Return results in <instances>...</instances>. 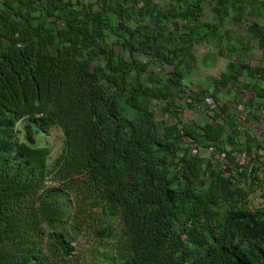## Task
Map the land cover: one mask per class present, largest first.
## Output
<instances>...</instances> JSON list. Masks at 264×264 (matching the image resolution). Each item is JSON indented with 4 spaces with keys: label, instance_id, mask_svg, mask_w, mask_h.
Here are the masks:
<instances>
[{
    "label": "trees",
    "instance_id": "obj_1",
    "mask_svg": "<svg viewBox=\"0 0 264 264\" xmlns=\"http://www.w3.org/2000/svg\"><path fill=\"white\" fill-rule=\"evenodd\" d=\"M263 16L264 0H0V264H264V139L219 102L244 88L259 118L264 66L242 55L264 50ZM206 42L241 58L192 94ZM207 96L218 110L180 118ZM52 127L49 160L35 136Z\"/></svg>",
    "mask_w": 264,
    "mask_h": 264
},
{
    "label": "rangeland",
    "instance_id": "obj_2",
    "mask_svg": "<svg viewBox=\"0 0 264 264\" xmlns=\"http://www.w3.org/2000/svg\"><path fill=\"white\" fill-rule=\"evenodd\" d=\"M204 19L207 21L211 20V9L207 3H205L204 7ZM259 23L264 24V16L263 21H260ZM237 32H240L242 35L245 34L244 30L242 29L240 31V28H235ZM251 42V48L248 49L243 55L242 58L244 61L248 62L250 65H262L264 66V50L258 48L257 42L254 39L250 40ZM227 52L223 56H219L217 52V48L213 43H201L195 45L194 48V60H195V66L193 70L190 71V73L187 75V77L184 80V83L190 87L185 88L188 92H191L194 94L196 91L201 89L203 86L209 87V90H212L214 83L213 79L216 77H219L220 73L226 70V65L228 60H239L241 57L239 53H230V56L227 55ZM206 57V58H205ZM202 58H205V64L202 63ZM152 69H155L157 72L161 71H168L170 67L168 65H161L157 64L156 66H153ZM240 82L242 83H255L259 85H264L263 80H251L247 76H241ZM220 93V103L225 102V104L229 107V110L233 112L235 115H237V120L241 122V125L245 126L246 128L251 129V132L255 135V137L261 141L264 139L263 136V130H264V100L262 102V105L260 104L259 108H256V115L259 117L255 123H252V116L250 115V109L248 106H244L243 103L247 102L248 99L251 97L252 92L249 90H246L244 88H241L240 90H237L233 85H228V87L225 89L224 87H219ZM183 98L187 99L186 94H184ZM215 102V108L214 110H218L217 108V102ZM181 106L183 108H180L179 115L180 118L183 121H189L193 120L198 123L203 122V119L205 118V111H208L210 114H212L211 108L207 107L204 103V98H202L201 102L193 107V109H189L187 106L183 105V100H180ZM242 104L243 108H238L239 105ZM258 104V103H256ZM155 110L159 113V108L156 107ZM167 122H171L172 119L169 117L163 116ZM176 120V119H175ZM17 127L20 129V132L18 134L19 139H24V132L21 128V123L17 124ZM36 144L37 145H47L51 153L48 157L49 160H51L54 156H56L63 147V135L58 127H52L46 134H37L36 136ZM185 141V140H184ZM250 198H251V204L256 206L258 205V198L256 197V189L252 192H250ZM89 232V239H94L97 237L90 229H88Z\"/></svg>",
    "mask_w": 264,
    "mask_h": 264
},
{
    "label": "built area",
    "instance_id": "obj_3",
    "mask_svg": "<svg viewBox=\"0 0 264 264\" xmlns=\"http://www.w3.org/2000/svg\"><path fill=\"white\" fill-rule=\"evenodd\" d=\"M204 101H205L204 104L207 107H209V109L211 108V110H212L213 108H215V102H214V99L211 96L205 97L204 98ZM238 108L242 109L243 108V105L240 104ZM185 141L189 142L191 146L193 145L192 144V140L189 139L188 137L185 138ZM208 151H210V149ZM263 153L264 152L262 150H259V154L260 155H263ZM239 163H243L246 166H250L251 165V162L249 160V157L247 155H245V154L240 156ZM256 194H257L256 197L258 198V205L257 206H260V205L261 206H264V199L260 196L261 195V191L256 190Z\"/></svg>",
    "mask_w": 264,
    "mask_h": 264
}]
</instances>
